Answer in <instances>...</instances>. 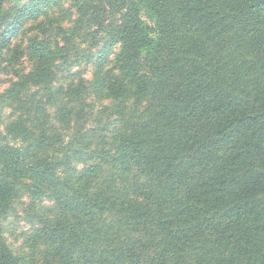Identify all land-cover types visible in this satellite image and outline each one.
<instances>
[{
  "label": "trees",
  "instance_id": "16d2710c",
  "mask_svg": "<svg viewBox=\"0 0 264 264\" xmlns=\"http://www.w3.org/2000/svg\"><path fill=\"white\" fill-rule=\"evenodd\" d=\"M0 76V264H264V0H0Z\"/></svg>",
  "mask_w": 264,
  "mask_h": 264
},
{
  "label": "rangeland",
  "instance_id": "374dc122",
  "mask_svg": "<svg viewBox=\"0 0 264 264\" xmlns=\"http://www.w3.org/2000/svg\"><path fill=\"white\" fill-rule=\"evenodd\" d=\"M29 66V65H28ZM5 78L0 76V92L5 88ZM30 200L24 197L17 201L13 212L4 222V235L12 251L18 256H30V251L24 245L27 236L31 233L35 217L28 209ZM29 251V252H28ZM42 264L39 260L30 264Z\"/></svg>",
  "mask_w": 264,
  "mask_h": 264
}]
</instances>
